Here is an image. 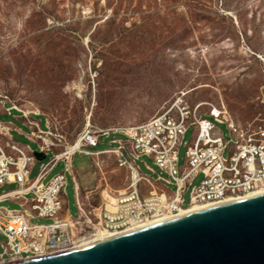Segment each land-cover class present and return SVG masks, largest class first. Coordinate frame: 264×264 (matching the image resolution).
<instances>
[{
  "label": "rangeland",
  "instance_id": "1",
  "mask_svg": "<svg viewBox=\"0 0 264 264\" xmlns=\"http://www.w3.org/2000/svg\"><path fill=\"white\" fill-rule=\"evenodd\" d=\"M198 2L204 18L198 20L184 43L173 47L165 39L164 26L170 19L166 12L172 9L185 14L183 2L0 0V92L22 110L39 111L40 115L31 118L43 128L47 117L51 132L67 142L75 140L88 114L97 127L138 124L161 112L179 95L191 109L200 103L197 113L206 114L212 106L223 104L237 125L252 120L264 124L258 120L264 117V106L258 101L264 94V0ZM150 11L158 12L157 28L133 32L129 25ZM113 15L126 26H100L98 35L104 38L89 42L94 25ZM58 26L61 30L57 32ZM68 26L76 31L72 33ZM57 34L60 39L46 41L48 35ZM135 35L144 40L143 53L138 55L134 51L137 47L127 44V37ZM19 116L17 111L1 113L0 122L15 128L10 131L13 141L34 150L36 143L23 135L30 129ZM214 124L224 138L230 137L225 124ZM194 131L189 126L183 140L190 142ZM114 138L122 136L110 134L91 149L108 147ZM184 150V146L179 147L180 164ZM49 157L47 153L46 158L34 162L31 180L39 164ZM94 162L90 156L75 154L71 163L80 199L87 208L104 201L103 190L113 196L127 185V173L115 166L113 157H99V167ZM137 164L145 173H150L145 165L158 171L147 156ZM62 169L63 163L57 162L43 181ZM201 179L198 174L191 184ZM16 187V183L3 184L0 193ZM188 191L184 193L185 204ZM63 200L62 214L76 217L69 173ZM0 205L22 210L18 201L5 200ZM5 241L0 234V244Z\"/></svg>",
  "mask_w": 264,
  "mask_h": 264
},
{
  "label": "built area",
  "instance_id": "2",
  "mask_svg": "<svg viewBox=\"0 0 264 264\" xmlns=\"http://www.w3.org/2000/svg\"><path fill=\"white\" fill-rule=\"evenodd\" d=\"M258 101L264 106L263 93ZM199 105L191 109L179 95L141 123L113 127L92 125L88 114L75 140L67 142L62 135L51 132L47 117L43 128L31 118L40 115L39 111L22 110L0 92V114L17 111L30 129L23 135L37 145L32 150L27 144L13 141L10 131L15 128L0 122V187L17 184L0 193V202L18 201L22 207L19 210L0 205V234L6 237L5 243L0 244V263L65 252L94 238L99 230L120 231L190 206L264 188V124L252 120L237 125L223 104L212 106L206 114L197 113ZM215 122L225 124L229 138L216 130ZM189 126L195 131L191 141L186 142L183 137ZM110 134L122 138L110 139L108 147L91 149ZM180 146L185 148L181 164ZM34 152L43 153L45 158L50 153V157L39 164L31 180L30 169L37 160ZM75 154L90 156L97 167L99 157H113L115 166L127 173L126 187L116 190L111 199L103 197L102 203L87 208L72 173ZM143 156L151 158L157 172L148 165L145 168L150 173L141 171L137 160ZM59 161L63 163L62 171L44 182ZM66 173L73 180L76 217L62 214ZM198 174L202 179L192 185ZM33 218L49 221L34 223Z\"/></svg>",
  "mask_w": 264,
  "mask_h": 264
},
{
  "label": "water",
  "instance_id": "3",
  "mask_svg": "<svg viewBox=\"0 0 264 264\" xmlns=\"http://www.w3.org/2000/svg\"><path fill=\"white\" fill-rule=\"evenodd\" d=\"M33 155L45 158L40 152ZM7 264H264V193Z\"/></svg>",
  "mask_w": 264,
  "mask_h": 264
},
{
  "label": "trees",
  "instance_id": "4",
  "mask_svg": "<svg viewBox=\"0 0 264 264\" xmlns=\"http://www.w3.org/2000/svg\"><path fill=\"white\" fill-rule=\"evenodd\" d=\"M170 2H183L186 7L185 14L177 13L175 10L168 9L166 14L170 16V19L167 21V24L164 26L165 30V39L168 46H178L184 43L188 37V34L192 32L194 27L197 25L199 19H203L204 16L198 11L200 9V5L198 0H169ZM159 17L158 12H147L141 16L138 22H132L129 26H132L133 32H147L152 29L157 28V18ZM100 26H126L123 21L116 22V17L108 16L106 17L101 24H95L92 31L88 34L89 42L94 40L95 38L99 41L104 38L103 36H99ZM68 29L74 33L75 28L68 26ZM57 32L61 30V27L56 28ZM109 30H113L111 27ZM74 35V34H73ZM60 39L58 34L56 36L48 35L46 37V41L49 43L53 40ZM127 44L134 45L137 47L134 49L135 53L141 54L143 53V37L137 35L127 37ZM129 41H131L129 43ZM135 42L134 44H132Z\"/></svg>",
  "mask_w": 264,
  "mask_h": 264
},
{
  "label": "bare ground",
  "instance_id": "5",
  "mask_svg": "<svg viewBox=\"0 0 264 264\" xmlns=\"http://www.w3.org/2000/svg\"><path fill=\"white\" fill-rule=\"evenodd\" d=\"M261 193H264V188H260V189H257V190L242 194V195L230 196V197H227V198H225V199H223L221 201H217V202H206V203H201V204H198V205L190 206L187 209L181 210V211H179L176 214H167V215H163V216H160V217H156V218L148 220V221H146L144 223L134 224V225H132V226L126 228V229L120 230V231L108 232V231H104V230H99L94 238H90L88 240L80 242L79 244L74 246V248H72L71 250L78 249V248H81V247H84V246H87V245H90V244H93V243H96V242H99V241H103L105 239H108V238H111V237H114V236H117V235H120V234H124V233H127L129 231H132V230H135V229H138V228H142V227H145V226H148V225H151V224H155V223L162 222V221H165V220H168V219H171V218H175V217L187 214L189 212H192V211H195V210H198V209L210 207V206H213V205H217V204H221V203H225V202H229V201L239 200V199H242V198L254 196V195H257V194H261ZM103 195H104L103 197H107L108 196L111 199V196L109 194H107L105 192V190L103 191ZM68 251H70V250H68ZM17 261H21V260H17ZM17 261H11L9 263L17 262ZM0 264H7V262L6 263H0Z\"/></svg>",
  "mask_w": 264,
  "mask_h": 264
}]
</instances>
